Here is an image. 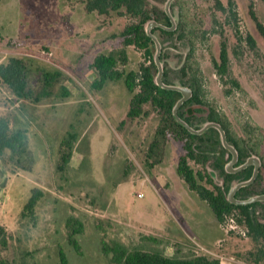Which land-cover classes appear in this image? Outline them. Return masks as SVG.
Returning <instances> with one entry per match:
<instances>
[{"label": "rangeland", "instance_id": "1", "mask_svg": "<svg viewBox=\"0 0 264 264\" xmlns=\"http://www.w3.org/2000/svg\"><path fill=\"white\" fill-rule=\"evenodd\" d=\"M85 1H0V64L24 60L37 93L46 72L61 74L52 95L40 101L20 99L0 78V115H10L15 126L29 129L34 157L27 170L0 159L6 170V185L0 177V224L11 233L4 256L13 264H56L63 249L70 264H114L104 244L107 248L125 244L168 254H175L179 246L187 254L211 252L221 264H256L237 255L254 245L247 234L240 227L231 233L228 223L218 225L208 204L178 175L183 142L168 134L155 154L150 151L160 123L158 111L146 105L148 115L130 118L132 94L123 78L108 81L101 90L91 88L97 77L91 67L94 58L101 52L118 53L123 47L119 33L131 19L114 11L88 12ZM166 1L159 3L161 8ZM174 1L177 22L181 16L196 34L195 59L207 97L226 114L236 134L259 146L264 184V39L250 16L249 1L235 0L239 32L243 37L252 34L257 47L243 41L238 54L235 30L213 0ZM254 1L264 23V1ZM221 32L231 50V76L241 85L230 94H226L230 84L220 80L212 64V57L219 54ZM170 50L168 61L177 68L178 55L184 58L189 48L176 42ZM127 53L119 67L137 69L142 53L133 46ZM72 124L80 138L70 166L62 172V138ZM36 188H44L47 196L38 209V224L29 227L22 213ZM71 216L85 225L76 235L79 250L67 237Z\"/></svg>", "mask_w": 264, "mask_h": 264}, {"label": "trees", "instance_id": "2", "mask_svg": "<svg viewBox=\"0 0 264 264\" xmlns=\"http://www.w3.org/2000/svg\"><path fill=\"white\" fill-rule=\"evenodd\" d=\"M2 1V0H0ZM166 0H86L85 8L88 12H98L106 15L110 12L124 14L131 19L119 36L123 38V47L116 52H101L95 58L91 67L95 70L97 77L91 82V88L101 90L110 80L117 81L124 79L125 85L132 94L128 116L137 118L148 115L149 110L145 109L150 105L160 114V123L157 127L156 136L150 146V151L155 154L161 148L168 134H172L177 140L183 142L185 153L180 156L177 172L184 180L188 189L195 192L198 197L205 201L213 211L217 222L220 225L228 223L230 218L247 229V236L254 242V245L245 252L237 255L244 260L259 264L264 260V214L259 216L258 203L236 204L228 199L229 190L234 179L245 177L244 172L228 173L219 159L220 150L224 151L218 130L209 128L202 134H194L184 125L177 121L173 108L181 97L180 91L166 89L159 86L155 81L157 66L154 60L155 42L147 33V25L155 20L167 26L172 23L167 13L159 3ZM215 8L225 14V21L231 23L238 45L234 52L238 54L237 48L245 41L252 49H256V38L248 33L243 37L239 32V13L235 0H213ZM249 1V13L254 20L259 34L264 39V23L259 19L254 7L255 1ZM264 1V0H263ZM175 6V3H174ZM174 9V7H173ZM215 19V18H214ZM217 23V20L215 19ZM162 43L161 60L164 62L163 80L168 84L179 82L187 85L193 90L192 96L178 109V114L194 128H201L206 122H219L225 128L228 140L236 146L240 159L248 158L252 153L259 154V146L255 145L251 138L236 134L231 128V122L225 113L218 110L216 105L209 101L207 90L204 87V76L198 62L195 59V38L194 31L183 22L181 16L177 28L173 31L166 30L159 26L152 29ZM220 40L218 56L212 57V64L225 84H230L226 94H230L241 85L238 79L231 76V50L223 32ZM1 37V33H0ZM224 37V38H223ZM179 42L185 49L189 48L187 54L178 55V67L174 68L168 61L171 57V47ZM129 46L138 49L143 56V61L137 69H123L119 64L127 61ZM180 47V46H179ZM61 74L48 71L44 74L43 87L40 93L33 88L30 81L28 64L21 59L12 58L8 62L0 64V78L20 98L40 101L43 97L52 95L51 88ZM63 95L68 96L69 90L62 86ZM198 111L203 115H191L196 105ZM191 105V106H190ZM190 110L185 111V107ZM189 115H188V114ZM205 113V115H204ZM125 122V121H123ZM122 122V123H123ZM255 129L261 131L260 127ZM250 132V131H249ZM80 138V132L74 124L71 130L62 138L61 159L59 169L65 171L71 163L75 152V144ZM223 154V153H222ZM0 159L2 163L8 161L18 168L29 169L26 165L34 161L30 146V134L27 127L15 126L10 115H0ZM149 160V158H148ZM150 165L154 162L147 161ZM217 171L219 178H223V184H219L212 177L209 168ZM2 185H6V170L0 167ZM262 178V175L259 176ZM259 179V180H260ZM250 186L242 187L237 198H242L245 190ZM47 191L44 188H36L29 202L22 213V220L29 227L36 226L39 222L38 209L40 203L46 198ZM68 229V240L79 250L76 235L84 230V222L71 216L66 223ZM234 233L233 230L230 231ZM11 233L8 228L0 224V264H13L4 256V252L10 248ZM175 254H168L163 250H145L142 248H128L125 244L114 246H103L104 251L111 253V261L114 264H221V258L206 251H193L191 254L182 253L177 246ZM56 264H70L67 254L60 250L59 261Z\"/></svg>", "mask_w": 264, "mask_h": 264}, {"label": "water", "instance_id": "3", "mask_svg": "<svg viewBox=\"0 0 264 264\" xmlns=\"http://www.w3.org/2000/svg\"><path fill=\"white\" fill-rule=\"evenodd\" d=\"M173 1L174 0H167L166 3H165V7H164V10L167 13V15L169 16L172 25L171 26H167V25H165L163 23H160V22H157L155 20H152V21L149 22V24L147 25V29H146L148 35L155 42L154 60H155L156 66H157V73H156V76H155V81H156V83L159 86H161L163 88L177 90V91H180L182 93V97L180 99H178V101L176 102V104H175V106L173 108V112H174V115H175L177 121H179L182 125H184L189 131H191L194 134H202L207 129H209L211 127H214V128H216L219 131L220 139H221V142H222L223 146L228 151H230L233 154L232 161L229 162V164L226 166V168H227V170L229 172L239 171V170L247 167L250 164H254L256 166L254 174L249 179L237 182L236 184H234L232 186V188L230 189L229 194H228V199L231 202L236 203V204H248V203H251V202H254V201H258V200H264V195H256V196H252V197L247 198V199H239L235 195L236 191L239 188L252 183L256 179V177L258 175L260 162H261L259 156L258 155H253V156L249 157L239 167L232 168L233 167V163L238 158V150H237V148L235 146H233L232 144H230L228 142L227 133H226L225 128L222 126V124H220L219 122L209 121V122L205 123L201 128L197 129V128H194L193 126H191L187 121H185L178 114L179 107L182 105V103L184 101H186L187 99H189L192 96L193 91H192V89L189 86L181 85L179 82H176L175 84H168V83H166L163 80L164 63L161 60L162 43H161L158 35L152 32V29L154 27H156V26H159L161 28H164V29L170 30V31H173V30H175L177 28V23L178 22H177L175 14L173 13V11L171 9L172 8L171 4H172ZM209 170H210V172L212 174V177L215 179V181L217 183H219V184H223L224 179L223 178L222 179L218 178L217 171L212 169V168H209Z\"/></svg>", "mask_w": 264, "mask_h": 264}, {"label": "flooded vegetation", "instance_id": "4", "mask_svg": "<svg viewBox=\"0 0 264 264\" xmlns=\"http://www.w3.org/2000/svg\"><path fill=\"white\" fill-rule=\"evenodd\" d=\"M174 3H175V1H173L172 2V4H171V6H172V11H173V7H174ZM169 17V16H168ZM184 86H187V85H184ZM193 91V90H192ZM181 93V92H180ZM193 94V93H192ZM181 97H182V93H181V95H180ZM180 97V98H181ZM179 98V99H180ZM188 100V99H187ZM186 100V101H187ZM186 101H184L183 103H182V105L186 102ZM181 105V106H182ZM194 105H196V104H194ZM180 106V107H181ZM191 106V105H190ZM190 106H186L185 107V111L187 110L186 108H188V110H187V112L190 110ZM197 107H195V109H194V111H193V113L192 112H190L189 111V114H191V115H203V112H201V111H198L197 110V108L199 109V107H198V105H196ZM179 107V108H180ZM188 114V113H187ZM188 114V115H189ZM204 115H205V113H204ZM207 123V122H206ZM208 130V129H207ZM218 133H219V131H218ZM220 134V133H219ZM228 142L230 143V144H232L233 146H234V144L233 143H231L229 140H228ZM224 147V146H223ZM236 147V146H235ZM224 151H222V149L220 150V155H218L219 156V159L221 160V163L224 165V168H225V170H226V172H228V173H232V174H234V173H240V172H244L245 174V177L244 178H242V179H240V180H238V179H234V181H233V183H232V186L234 185V184H236L237 182H240V181H244V180H247V179H249L253 174H254V171H255V168H256V166L254 165V164H250V165H248L247 167H245V168H243V169H241V170H239V171H236V172H229L228 170H227V168H226V166L229 164V162H231L232 161V159H233V154L230 152V151H228L225 147H224ZM238 150V149H237ZM223 153V154H222ZM253 155H258L259 156V158L261 157L259 154H251L249 157H251V156H253ZM248 157V158H249ZM248 158H246V159H244V160H241L240 159V155H239V151H238V158H237V160L233 163V167L232 168H236V167H239L240 165H242ZM260 160H261V162H260V166H259V170H258V175H257V177H256V179L252 182V183H250V184H248V185H246V186H250L251 185V187L249 188V189H246L245 190V193H244V195H243V197L242 198H239V199H247V198H250V197H252V196H256V195H264V184H261V179L259 178V176L260 175H262V168H263V160H262V158H260ZM224 178V177H223ZM225 179V178H224ZM260 179V180H259ZM243 187H245V186H243ZM232 188V187H231ZM242 188V187H241ZM241 188H239L237 191H236V194L235 195H239V191H240V189ZM230 191V190H229ZM254 202H259L258 203V210H259V216H262L263 214H264V200H258V201H254ZM252 203V202H251ZM249 204V203H248Z\"/></svg>", "mask_w": 264, "mask_h": 264}, {"label": "built area", "instance_id": "5", "mask_svg": "<svg viewBox=\"0 0 264 264\" xmlns=\"http://www.w3.org/2000/svg\"><path fill=\"white\" fill-rule=\"evenodd\" d=\"M141 195V194H140ZM227 224V223H226ZM231 225L230 226V231L231 230H233L234 232H236V230L235 229H237L236 227H240V229L244 232V234H246L247 233V229L246 228H244L243 226H241V225H239L236 221H235V219H233V218H230V220L228 221V225ZM223 226V225H222ZM209 253H211V252H209ZM213 254V253H212Z\"/></svg>", "mask_w": 264, "mask_h": 264}, {"label": "crops", "instance_id": "6", "mask_svg": "<svg viewBox=\"0 0 264 264\" xmlns=\"http://www.w3.org/2000/svg\"><path fill=\"white\" fill-rule=\"evenodd\" d=\"M216 219V218H215ZM217 221V220H216ZM218 223V222H217ZM218 225H220L219 223H218ZM219 240V239H218Z\"/></svg>", "mask_w": 264, "mask_h": 264}]
</instances>
